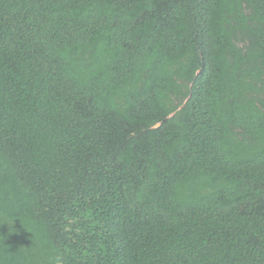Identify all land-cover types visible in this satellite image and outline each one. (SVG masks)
Instances as JSON below:
<instances>
[{
  "label": "trees",
  "instance_id": "trees-1",
  "mask_svg": "<svg viewBox=\"0 0 264 264\" xmlns=\"http://www.w3.org/2000/svg\"><path fill=\"white\" fill-rule=\"evenodd\" d=\"M0 264H264V0H0Z\"/></svg>",
  "mask_w": 264,
  "mask_h": 264
}]
</instances>
